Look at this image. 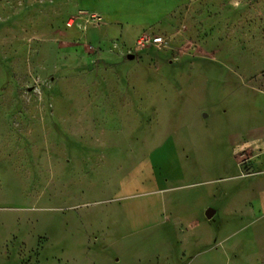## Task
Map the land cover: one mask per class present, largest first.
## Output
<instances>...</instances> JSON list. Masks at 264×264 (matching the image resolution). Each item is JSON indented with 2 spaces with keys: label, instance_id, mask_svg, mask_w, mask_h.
I'll return each mask as SVG.
<instances>
[{
  "label": "rangeland",
  "instance_id": "374dc122",
  "mask_svg": "<svg viewBox=\"0 0 264 264\" xmlns=\"http://www.w3.org/2000/svg\"><path fill=\"white\" fill-rule=\"evenodd\" d=\"M262 171L264 0H0V264H263Z\"/></svg>",
  "mask_w": 264,
  "mask_h": 264
},
{
  "label": "crops",
  "instance_id": "0c3cea01",
  "mask_svg": "<svg viewBox=\"0 0 264 264\" xmlns=\"http://www.w3.org/2000/svg\"><path fill=\"white\" fill-rule=\"evenodd\" d=\"M262 176H264V171L258 177L259 182L247 183L246 179H243L242 182L245 181L243 184L238 182L229 185L228 202L230 214L233 219L235 218L232 230L236 235L245 232L242 237L261 239L264 243V188L257 187L258 184L264 182V180L260 181ZM232 182L237 181L232 179ZM241 197L247 199L242 200Z\"/></svg>",
  "mask_w": 264,
  "mask_h": 264
},
{
  "label": "water",
  "instance_id": "95a60500",
  "mask_svg": "<svg viewBox=\"0 0 264 264\" xmlns=\"http://www.w3.org/2000/svg\"><path fill=\"white\" fill-rule=\"evenodd\" d=\"M132 57L130 56L129 59H131ZM215 211L214 210H209L206 212V218L210 219L213 215H214Z\"/></svg>",
  "mask_w": 264,
  "mask_h": 264
}]
</instances>
